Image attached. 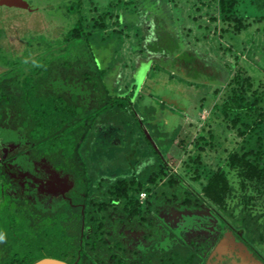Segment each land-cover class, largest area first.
<instances>
[{
	"label": "trees",
	"instance_id": "trees-1",
	"mask_svg": "<svg viewBox=\"0 0 264 264\" xmlns=\"http://www.w3.org/2000/svg\"><path fill=\"white\" fill-rule=\"evenodd\" d=\"M134 2L116 0L115 5L122 6L125 12L127 5ZM214 2L218 21L226 26L221 32L236 34L247 28L246 18L236 16L234 11L237 0ZM97 4L74 0L64 6V12L74 14L75 20L63 42H81L85 55L78 59L74 56L57 62L47 52L20 63L9 59L0 48V131L20 133L33 156L45 158L68 175L73 184L69 203L64 202L53 211L3 198L0 264H33L43 258L65 264H204L198 247L173 240L130 260L125 256L120 235L115 233L120 217L135 218L144 208L137 201L139 193L148 195L167 186L181 189L183 205L195 199L189 201L193 194L177 184L176 174L168 175L155 186V181L168 170L144 132L158 141L161 133L149 117L143 131L140 124L144 119L133 111L142 95L133 96L132 75L122 87L117 82L125 64L118 60L103 68L96 64L91 47L111 45L114 51L121 45L125 27L120 12L114 15L116 29L112 30H106V18L110 19L111 14L104 10L92 22L85 20L84 7L90 5L97 12ZM135 11L129 10L134 14ZM2 34L0 29V37ZM139 38L141 43L143 36ZM142 47L134 52L167 57L164 52L149 51L146 42ZM151 58L156 57L144 60ZM133 62L131 71L135 74L136 59ZM116 64L117 73L107 85L106 77ZM259 88H254L249 77L236 69L221 92L214 89L218 101L205 118L219 115L234 143L221 150L222 157H217L220 166L210 167L208 158L207 164L203 163L205 153L214 145L211 126L203 124L193 132L188 150L182 141L174 145L170 139L167 145L183 152L180 175L197 183L200 201L224 214L241 231L245 244L256 242L258 246L264 244V88ZM107 128L114 132L112 139L117 143L99 145L96 134ZM231 176L239 191L234 204Z\"/></svg>",
	"mask_w": 264,
	"mask_h": 264
},
{
	"label": "rangeland",
	"instance_id": "rangeland-1",
	"mask_svg": "<svg viewBox=\"0 0 264 264\" xmlns=\"http://www.w3.org/2000/svg\"><path fill=\"white\" fill-rule=\"evenodd\" d=\"M24 1L31 10L0 6V29L3 33L0 37V48L9 59L14 62L27 61L28 63L35 56L48 52L52 55L49 56L59 62L74 56L78 59L85 55L79 40L67 44L63 42V37L75 20L74 14L64 12V6L74 0ZM92 1L98 2L99 9L95 12L91 10L92 6L89 5L88 8L85 6V20L92 22L99 12L104 10L107 14H111L110 19L106 18V30L116 29L114 15L119 12L120 18L125 23L120 46L114 47V51L111 45L92 46V54L98 68L111 66L116 63V60L125 64L117 82L122 87L132 75L131 85H135L133 96L142 95L138 108L132 106L133 111L135 110L137 116L144 119L140 124L143 129L148 124L146 120L150 118L151 124L155 125L157 131L161 133L160 141L152 136V140L149 138L155 143L153 146L168 170L165 176L155 181V186L165 181L168 175L176 174L177 184L193 194L189 201L190 199L197 200V198L200 200V196L197 195V183L180 175V161L183 159V152L176 149L174 145L182 141L188 150L193 132L198 131V128L204 124L205 127H212L211 141L214 144L213 149L205 153L204 164H207L209 159L210 167L220 166L217 157L219 160L222 157L221 150L234 146L232 134L224 129V123L219 115L213 114L209 119L205 116L212 104L218 101V95H214V89L221 92L222 86L236 69H240L244 76L249 77L254 88L258 85L259 90L264 88V0H237L234 9L236 16L245 17L248 26L236 34L230 31L221 32V29L226 26L217 19L214 0H136V3L127 5L125 12L122 11V6L119 8L115 5L116 0ZM122 1L128 2L129 0ZM106 4H108L107 8L104 7ZM133 9L137 10L135 14L129 12ZM140 35L143 36L141 43ZM144 42L149 51L159 53L162 50L167 57L134 52L138 48L142 49ZM149 56L156 58L147 63L144 59ZM135 59L138 65L133 74L131 66ZM153 63H156L155 66L152 65ZM24 66L22 68H25ZM2 70L3 66H0V72ZM117 70L116 64L113 71L106 77L107 85L111 83ZM188 124L192 127H188ZM113 134L114 132L110 129L98 132L96 134L98 144H107ZM202 134L205 135V133ZM0 138L13 141L18 138V135L15 132L1 131ZM170 139H173L174 145L167 147ZM159 143H161L160 146H158ZM165 150H167V155L164 154ZM230 180L234 186L235 199L231 202L234 204L239 191L236 179L231 176ZM154 196L160 201L162 220H157L161 231L163 232L164 229L170 231L166 225L173 229V234L187 230L190 221H186L191 216L189 213L191 208L181 205V189L173 190L163 186L162 190L155 192ZM144 198L145 194L142 198L138 196L140 200ZM254 207L256 210L258 205L255 204ZM211 211L207 210L209 213ZM110 212L115 214V212ZM220 214L227 220V223L233 226L224 214L221 212ZM202 218L208 222L210 217L205 212ZM198 222H203V220ZM211 224L210 220L206 225L207 231H210L208 228ZM117 227H119L117 231H122L123 234L121 242L127 249H134L138 235L142 233L141 229L139 230L136 226L118 225ZM162 237H164L163 234L159 233L157 239H161L160 244L164 245L162 243H166V238ZM185 237L186 240L193 242L202 241L201 235L194 238L189 234ZM227 238L224 235L220 238L212 237L210 240L211 256L213 259L215 257L214 261L217 258L219 262H227L229 259L230 264H254V257L249 254L247 256L241 248L233 246ZM252 247L254 252L264 259V244L258 246L255 242Z\"/></svg>",
	"mask_w": 264,
	"mask_h": 264
},
{
	"label": "flooded vegetation",
	"instance_id": "flooded-vegetation-1",
	"mask_svg": "<svg viewBox=\"0 0 264 264\" xmlns=\"http://www.w3.org/2000/svg\"><path fill=\"white\" fill-rule=\"evenodd\" d=\"M23 10L28 11L31 9L28 6V9ZM15 133L18 135L16 140L5 141L0 138V202L3 201V198L7 197L12 202L24 203L30 207L42 209L44 211H53L64 202L69 203V193L73 190V184L70 177L62 173L61 170L55 169L45 158H36L35 155L33 156L27 150L25 145L26 142L21 134L17 132ZM144 133L146 134V140H148L153 146V142L150 140L151 137H149L147 132ZM108 141L109 144L116 143L112 138ZM152 148L156 149L154 146ZM154 194L155 192L152 190L148 195L145 194L143 200L137 199L138 203L143 204L144 206L137 217L127 219L125 216H122L119 218V221L116 222L117 226H136L142 231V233L138 235L134 249H127L125 244L121 242L126 252L125 256L128 259L134 260L141 253L149 249L158 250L161 246V239H157V236L161 233L164 236L162 238H166V243L173 240L184 242L186 245L191 243L192 246L198 247V249H200L199 255L203 258L204 264H230L229 259H227V262H219L217 258L216 261H214L215 257L213 259L211 256L212 245L209 244L212 237L220 238L221 236L226 235L228 237L227 240H229L233 246L241 248L247 256L249 254L251 257H254V264H264V259L254 252L252 247L253 244H245V239L241 236V231L227 223V220L222 218V215L219 212L207 207L203 201H200L201 199L199 200L198 198L189 204L183 205V197H181V205L189 206L191 208L189 211L191 216H189V220L186 221H190L187 230L184 229V231L179 234H173V229L170 228L169 225H166L170 231L168 232L164 229L162 232L158 225V220H162L160 218V201L158 198L156 199ZM207 210H212L215 214L212 215L213 212L211 211V213H209ZM205 212L210 218H212H209L208 220V222L210 220L212 221L210 228H208L210 231L206 230L208 222H205L202 218L203 213ZM108 213L111 212L109 211ZM201 219L203 222H198L201 221ZM117 226L114 230L116 234L120 235L119 241H121L123 234L122 231H117L119 228ZM239 231L240 233L238 234ZM189 234L194 236V238L201 235L202 241L193 242L189 239L186 240L187 238L185 235L189 236ZM169 235H171L170 239H168ZM166 243L162 244L166 245ZM209 249L210 251H208Z\"/></svg>",
	"mask_w": 264,
	"mask_h": 264
},
{
	"label": "water",
	"instance_id": "water-1",
	"mask_svg": "<svg viewBox=\"0 0 264 264\" xmlns=\"http://www.w3.org/2000/svg\"><path fill=\"white\" fill-rule=\"evenodd\" d=\"M0 6H4L7 8L28 9V5L24 0H0ZM33 264H65V263L51 258H43L34 262Z\"/></svg>",
	"mask_w": 264,
	"mask_h": 264
},
{
	"label": "built area",
	"instance_id": "built-area-1",
	"mask_svg": "<svg viewBox=\"0 0 264 264\" xmlns=\"http://www.w3.org/2000/svg\"><path fill=\"white\" fill-rule=\"evenodd\" d=\"M143 195H144V193H139V194H138L139 198H142Z\"/></svg>",
	"mask_w": 264,
	"mask_h": 264
},
{
	"label": "crops",
	"instance_id": "crops-1",
	"mask_svg": "<svg viewBox=\"0 0 264 264\" xmlns=\"http://www.w3.org/2000/svg\"><path fill=\"white\" fill-rule=\"evenodd\" d=\"M160 52H163L162 50H160ZM172 55V54H171Z\"/></svg>",
	"mask_w": 264,
	"mask_h": 264
}]
</instances>
